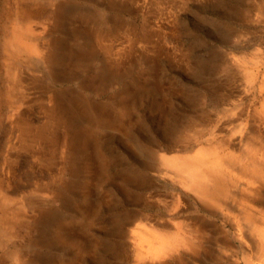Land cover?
I'll return each instance as SVG.
<instances>
[{
	"label": "rangeland",
	"instance_id": "rangeland-1",
	"mask_svg": "<svg viewBox=\"0 0 264 264\" xmlns=\"http://www.w3.org/2000/svg\"><path fill=\"white\" fill-rule=\"evenodd\" d=\"M69 2L78 3L81 15L92 14L93 44L100 46L104 40L111 45L114 73L108 93L77 87L97 107L105 102L111 105L109 117L116 122L111 130L108 126L95 131L88 124L67 130L69 122L54 127L39 85L30 81L28 95L18 96L17 101L8 98L7 42L21 26L14 22L16 9L28 5L55 12ZM63 36L71 38L70 32ZM262 60L264 0H109V4L105 0H0V201L26 204L13 236L1 237L0 264H12L16 249L36 256L37 264H136L137 239L130 233L140 221L164 223L175 231L176 224L189 219L205 225L207 213L216 211L213 228L226 245L213 246L212 255H200L197 263L190 264L259 263L255 261L259 230L250 241H239V251L226 247L232 230L218 216H231L232 211L205 208L190 197L179 204V181L173 176L161 179L156 170L162 169L163 157H191L220 141L233 150L239 146V130L244 136L256 129L255 124L264 133V119L259 120L264 100ZM252 64L259 65L255 87L245 76ZM25 77L32 78V73ZM228 147L225 153L231 151ZM233 220L240 227V220ZM77 235L87 236L90 245L79 249ZM180 254V258L147 264H189L185 251Z\"/></svg>",
	"mask_w": 264,
	"mask_h": 264
},
{
	"label": "bare ground",
	"instance_id": "bare-ground-1",
	"mask_svg": "<svg viewBox=\"0 0 264 264\" xmlns=\"http://www.w3.org/2000/svg\"><path fill=\"white\" fill-rule=\"evenodd\" d=\"M106 1L109 4V0H105V2ZM79 10L80 8H78V3L76 2L66 3L64 4V7L58 6V9L55 12L48 9L42 10L40 8L39 10H34L28 5L23 7L20 6L18 7V9H16L14 22L20 23L21 26L17 28L16 32L14 31L11 38L7 42V75L9 76V84L7 86L8 98L11 101H17L18 96L21 97L24 94L28 95L29 93H27V90L28 85L30 84L28 83V81H30L34 84L39 85L40 96L42 98V101H46L49 105L47 115H52L54 127H57V124L60 122H69V125L67 127H64L67 130H80L82 126H86V124H88L90 127L94 128L95 131H104L108 126L110 128L116 123L115 120L112 119V117H109V108L111 105L108 102H105L102 107H97L92 100L90 101V97H88L87 94L80 92L77 87L79 86L80 88H83L85 90H87V88H89L90 90L95 89L96 91L98 90L99 93H108V90L112 85L114 73L113 63L111 59V45L109 47V44L104 40L102 41V45L100 44V46L97 43L95 45L93 44L89 34L93 16L90 17L92 14L89 12L82 13L81 15ZM238 30L239 29H237V31ZM67 32H70V39L63 36ZM96 32L98 33V31ZM95 62H97V64H95ZM45 67L49 69L48 72L45 71ZM147 68L149 69V67ZM241 69H243L242 66L240 70ZM117 71H120V68ZM29 73H32V78L35 77L36 79L32 80V78L25 77V75ZM245 76L248 84L251 87H255V83L257 82V80H259V65L252 64V69L251 67L248 68V72H245ZM81 78L86 81L83 82ZM262 79L264 83V73ZM67 82L74 83L75 87L64 86V83ZM156 88L158 87L156 86ZM262 88L264 89V84ZM262 101L263 102L260 108L261 111L259 110V120L260 118L264 119V100ZM258 106L260 107V105ZM253 110H255V108H253ZM127 111L128 110H126V112ZM256 111L258 112V110ZM245 113H247V111H245ZM255 114L257 113L255 112ZM255 122L257 123V121ZM46 123H44V125ZM26 125L24 124L23 126ZM253 126H255L256 129L244 136L242 135L243 133H241V131L239 130V146L237 148L234 147L233 150H231L227 146V144L220 141V143L212 146L207 150H199L196 155L191 157H182L175 155V157L171 158L163 157L161 160L162 169L157 167L158 169L156 170V173L160 176L161 179L166 178L167 176H173L174 179L179 181V185L181 184V192L179 193V195H177L179 204L180 201H182L183 197L185 199L190 197L196 200L200 205H203L205 208L213 209L215 207H219L226 211H232L233 215L231 216H223L222 214L220 215V217L218 216L219 219L230 225V229L232 230V236L230 237L231 240L228 241L226 247L236 248L239 251V248H241L239 241H242V238L250 241L252 233H257V231L259 230L260 243L255 247V261L257 260L259 263L250 262L249 264H264V228L262 226V222L259 220L260 216L264 214V197L262 196V194L264 193V133L256 124ZM113 128L112 130H114ZM21 129L24 128L21 127ZM24 131L26 130H23V133ZM91 132L93 133V131ZM36 134H38V132H36ZM50 134L48 136H50ZM64 142L66 144L67 139ZM137 147L139 146H136V148ZM226 147H228L231 151L225 153ZM47 163L49 164V162ZM75 170L77 171V168ZM85 170H83V172ZM91 186L88 187L91 188ZM79 188L80 187H78V189ZM66 191H69V189ZM46 203L49 202L46 201ZM12 206H14L15 208H13ZM0 208L3 211L2 213L0 212V243H2L1 237L3 239H8L13 236L15 228L18 224H20L21 218H23L26 213V204L16 206L9 200L1 199ZM232 208H235L236 212ZM216 212L213 213L216 214ZM214 214H212V212L207 213V224L205 223V225H202L200 221H197L195 219H189L188 222H179L175 225V231H173L168 225L165 226L164 223L155 222V224H149L147 219L145 220L146 222L140 221V223H138L139 225H136L135 229L131 230L130 233V238L135 237L137 239L138 246L134 245L136 264H147L148 262L155 263L163 261L165 259L177 258L181 255L180 252L182 250H184L187 256H189V264L197 263L200 260V255H204L205 257L208 255H212L213 246H216L214 248L224 247L227 242L225 239H219L216 237V232L213 228L214 223L212 221L214 219ZM131 218L130 221L132 220ZM236 218H238V222L240 220V227L243 225L242 227L245 229L244 232H242V229L239 227V225L236 226L237 222L233 220ZM35 219H37L38 222L41 218L39 219L35 217ZM53 225H55V223ZM55 231L52 233H55ZM28 235L30 236V232ZM38 235L40 239L41 235ZM29 238H31V236ZM58 238L57 241L59 240ZM32 240H35V242L37 241V243H39L36 239ZM75 240L79 241H77L76 244L81 250L86 248L87 243H89L90 245V240L87 236L86 239H83L82 235H77V239ZM41 241L43 242L44 238ZM49 243L50 242H48L47 244L49 245ZM56 244L57 242L55 243V245ZM22 245L24 244L22 243ZM33 246L35 245L33 244ZM218 252L220 251L218 250ZM243 254L248 255V253L244 250ZM29 257L27 255L25 256L21 254V252H18V250L16 249V251L11 254V261L12 264H37L38 259H36V256H31L32 258ZM215 258L216 257H214V259Z\"/></svg>",
	"mask_w": 264,
	"mask_h": 264
}]
</instances>
